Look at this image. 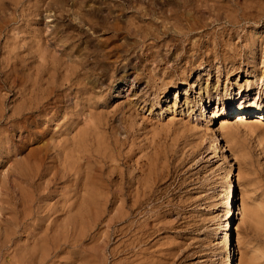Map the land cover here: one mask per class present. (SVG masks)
I'll return each instance as SVG.
<instances>
[{
    "label": "rangeland",
    "instance_id": "374dc122",
    "mask_svg": "<svg viewBox=\"0 0 264 264\" xmlns=\"http://www.w3.org/2000/svg\"><path fill=\"white\" fill-rule=\"evenodd\" d=\"M257 97L264 0H0V264H264Z\"/></svg>",
    "mask_w": 264,
    "mask_h": 264
},
{
    "label": "bare ground",
    "instance_id": "6f19581e",
    "mask_svg": "<svg viewBox=\"0 0 264 264\" xmlns=\"http://www.w3.org/2000/svg\"><path fill=\"white\" fill-rule=\"evenodd\" d=\"M77 79V78H76ZM75 83V82H74ZM44 106V105H43ZM43 107H35L34 110L36 109V111H41ZM264 109V101L261 103V101L259 100V98H255V101L253 102L252 106L250 107L251 112H256L258 110ZM33 112V110L31 111V113ZM78 112V111H77ZM75 114V113H73ZM48 122V121H47ZM81 132V131H80ZM83 132V131H82ZM85 134V133H84ZM83 135V134H82ZM74 138V137H73ZM77 138V137H76ZM86 138V137H85ZM75 139V138H74ZM73 139V140H74ZM81 140V139H80ZM72 142V141H71ZM79 142V141H78ZM73 143V142H72ZM122 143V142H121ZM67 144V143H66ZM96 145V144H95ZM57 146V145H56ZM60 146V145H59ZM58 146V147H59ZM63 147V145H61ZM70 147V146H69ZM83 147V146H82ZM56 148V147H55ZM121 148V147H120ZM65 151L63 152L62 151ZM61 151L63 152L62 155H64L65 157H60L61 163L67 164V159L68 156H70V148L68 149V147L64 144V148H62ZM73 149V148H72ZM71 149V150H72ZM59 150V149H58ZM86 150V149H85ZM219 150V149H218ZM121 151V150H120ZM85 152V151H84ZM86 153V152H85ZM120 153V152H119ZM123 153V152H121ZM74 154V153H73ZM78 155V154H77ZM76 155V156H77ZM121 154L118 155V157ZM81 156V155H80ZM79 157V156H77ZM64 158V159H63ZM126 158V157H125ZM63 159V160H62ZM66 160V161H65ZM77 160V158H76ZM75 160V161H76ZM119 166L120 165H125V161H124V157H121V159H119ZM73 161V160H72ZM77 162V161H76ZM73 163V162H72ZM69 164V163H68ZM79 164V163H78ZM64 167H61L63 169V171H61L63 174H65L67 176V172L69 171V167L67 168V165H62ZM76 166V165H75ZM118 166V167H119ZM74 167V166H73ZM114 167V166H113ZM133 169V168H132ZM131 169V171L127 172L124 171V169L122 167H119L118 172H117V184H116V188H115V192H116V196H117V201H118V208H119V213H118V233L120 236H124L125 234H130V238L133 239L135 238V233H133L134 231H139V230H143L141 229L143 226V223L139 221L138 215H140V211L138 209H140L141 204L143 203L142 200H140V196L138 194V188L136 187V179H135V175L133 170ZM72 171V170H70ZM69 171V172H70ZM84 174V173H83ZM137 174V173H136ZM69 175V174H68ZM56 176V175H55ZM54 176V177H55ZM59 177V176H58ZM150 177V176H149ZM65 178V177H64ZM58 179V178H57ZM59 179H61L59 177ZM142 179V178H141ZM139 180V178L137 179V181ZM141 181V180H140ZM143 181V180H142ZM59 183V182H58ZM84 186V185H83ZM77 189V188H76ZM81 193V192H80ZM142 197H146L144 194ZM141 197V198H142ZM147 199V198H146ZM228 204V203H227ZM236 211V210H235ZM148 218V217H147ZM141 231H139L140 234ZM136 239V238H135ZM134 239V240H135ZM137 240V239H136ZM135 242V241H134ZM143 242V241H142ZM39 257V256H38ZM52 260V259H51ZM150 262V261H149ZM13 263V262H12ZM41 264V263H40Z\"/></svg>",
    "mask_w": 264,
    "mask_h": 264
}]
</instances>
